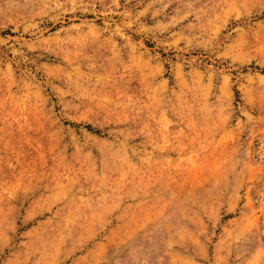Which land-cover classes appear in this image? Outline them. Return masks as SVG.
I'll list each match as a JSON object with an SVG mask.
<instances>
[{"label":"rangeland","instance_id":"1","mask_svg":"<svg viewBox=\"0 0 264 264\" xmlns=\"http://www.w3.org/2000/svg\"><path fill=\"white\" fill-rule=\"evenodd\" d=\"M0 264H264V0H0Z\"/></svg>","mask_w":264,"mask_h":264}]
</instances>
